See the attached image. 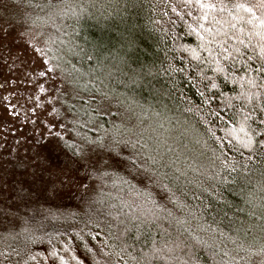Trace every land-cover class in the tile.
<instances>
[{
	"label": "trees",
	"instance_id": "trees-1",
	"mask_svg": "<svg viewBox=\"0 0 264 264\" xmlns=\"http://www.w3.org/2000/svg\"><path fill=\"white\" fill-rule=\"evenodd\" d=\"M10 1L84 183L59 201L11 163L0 264H264V0Z\"/></svg>",
	"mask_w": 264,
	"mask_h": 264
},
{
	"label": "rangeland",
	"instance_id": "rangeland-1",
	"mask_svg": "<svg viewBox=\"0 0 264 264\" xmlns=\"http://www.w3.org/2000/svg\"><path fill=\"white\" fill-rule=\"evenodd\" d=\"M21 11L10 0H0L1 207L14 184L11 163H23L30 172L42 170L44 173L38 174L44 186L41 190L59 201L75 197L84 183L79 174L52 163L53 134L59 133L53 99L60 77L43 55L39 37L44 39L45 34L21 22ZM7 49L10 59L3 55Z\"/></svg>",
	"mask_w": 264,
	"mask_h": 264
}]
</instances>
